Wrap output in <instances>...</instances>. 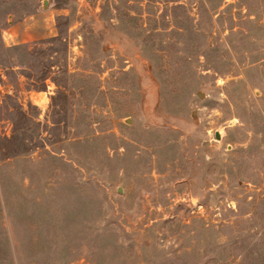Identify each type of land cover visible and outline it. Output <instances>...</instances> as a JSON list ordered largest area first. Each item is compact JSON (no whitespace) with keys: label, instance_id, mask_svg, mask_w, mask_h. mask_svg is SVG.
Instances as JSON below:
<instances>
[{"label":"rangeland","instance_id":"obj_1","mask_svg":"<svg viewBox=\"0 0 264 264\" xmlns=\"http://www.w3.org/2000/svg\"><path fill=\"white\" fill-rule=\"evenodd\" d=\"M18 2L0 264H264V0Z\"/></svg>","mask_w":264,"mask_h":264},{"label":"crops","instance_id":"obj_2","mask_svg":"<svg viewBox=\"0 0 264 264\" xmlns=\"http://www.w3.org/2000/svg\"><path fill=\"white\" fill-rule=\"evenodd\" d=\"M14 3L6 5V0H0V34L8 41L19 42L26 39L27 30L34 29L30 18L33 14L20 12L19 0H12ZM35 9V7H34ZM50 29V28H48ZM42 31V29H40Z\"/></svg>","mask_w":264,"mask_h":264},{"label":"water","instance_id":"obj_3","mask_svg":"<svg viewBox=\"0 0 264 264\" xmlns=\"http://www.w3.org/2000/svg\"><path fill=\"white\" fill-rule=\"evenodd\" d=\"M215 137H218V134L217 133H215Z\"/></svg>","mask_w":264,"mask_h":264}]
</instances>
